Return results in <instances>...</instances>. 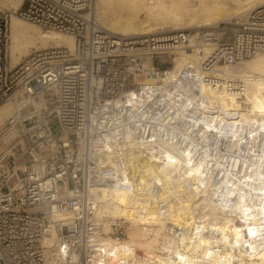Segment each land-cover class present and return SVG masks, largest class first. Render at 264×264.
Listing matches in <instances>:
<instances>
[{
  "label": "built area",
  "instance_id": "1",
  "mask_svg": "<svg viewBox=\"0 0 264 264\" xmlns=\"http://www.w3.org/2000/svg\"><path fill=\"white\" fill-rule=\"evenodd\" d=\"M13 15L72 35L74 48L35 50L12 66ZM118 37L102 30L96 0L0 6V102L22 93L20 110L0 126V264H144L142 249L129 246L120 260L111 250L112 241L129 242L135 231L171 255L206 219L207 206L183 170L147 173L148 165L168 152L203 163L219 183L261 153L257 144L235 147L200 128L194 110L173 105L163 87L172 76L174 85L194 90L206 84L244 91L253 76L233 80L218 69L264 52V5L181 31L165 46L150 36ZM185 50L198 66L175 67L172 55ZM114 188L134 203L126 214L113 211Z\"/></svg>",
  "mask_w": 264,
  "mask_h": 264
},
{
  "label": "bare ground",
  "instance_id": "2",
  "mask_svg": "<svg viewBox=\"0 0 264 264\" xmlns=\"http://www.w3.org/2000/svg\"><path fill=\"white\" fill-rule=\"evenodd\" d=\"M22 2L0 0V6L15 11ZM263 5L264 0H96V15L102 30L119 36V39L150 36L156 45L165 46L172 35L188 31V28L243 17L246 12ZM165 27L169 28L166 30ZM39 28L12 16V66L41 46L52 44L74 48L72 35ZM141 41H144L143 37L138 42ZM177 54V69L198 66L199 61L190 51ZM218 74L233 80L253 78L240 92L235 86L214 88L206 84L194 90L182 81L176 86L172 76L163 88L173 95V105L184 110L193 109V122L215 138L230 140L235 147L246 140V145L262 147L261 153L249 154L240 175L226 177L219 183L211 176L212 172L205 171L201 162L191 164L168 152L162 163L150 162L147 173H153L154 167L166 175L183 170L184 177L194 181L197 201L207 206V214L203 216L206 219L191 227L190 235L181 238L171 255L160 254L139 231L130 235L129 242L112 241L111 250L116 260L122 259L127 247L133 246L148 254L149 260L144 264H264V52L244 60L241 65L218 69ZM21 95L20 91L13 95L17 101L16 110L12 98L0 104V125L20 110ZM213 110H217L216 115L211 114ZM112 190L116 203L114 213L126 214L129 207H134L125 192ZM153 218L157 219L156 216Z\"/></svg>",
  "mask_w": 264,
  "mask_h": 264
},
{
  "label": "rangeland",
  "instance_id": "3",
  "mask_svg": "<svg viewBox=\"0 0 264 264\" xmlns=\"http://www.w3.org/2000/svg\"><path fill=\"white\" fill-rule=\"evenodd\" d=\"M238 18H241V16H239ZM225 21V20H224ZM222 22V21H221ZM38 27V26H37ZM197 26H193V27H191V28H196ZM169 27H165V29L167 30ZM191 28H188V30L189 29H191ZM39 29H41L42 31H52V30H46V29H43V28H39ZM164 29V30H165ZM56 32V31H55ZM59 32V31H58ZM53 46H56V45H52V44H48V45H46V46H41L40 48H38V50L39 49H43V48H49V47H53ZM37 50V49H36ZM33 51H35V49H33L30 53H32ZM186 51H190V50H186ZM183 52V51H182ZM181 53V52H180ZM10 55H11V53H10ZM175 55V56H174ZM24 57H26V56H24ZM24 57H22V59L24 58ZM174 57V63H175V65H176V62H177V60H178V58H179V54H177V53H174L173 55H172V58ZM21 59V60H22ZM246 61V60H245ZM236 66H238V65H236ZM235 67V66H234ZM13 103H14V107H15V110H16V105H17V101L16 100H14L13 98L12 99H10ZM6 100H3V101H1L0 102V104L1 103H3V102H5ZM2 125V124H1ZM0 125V126H1ZM58 189H59V191L61 192V193H63L64 192V190H65V185H64V182H62V181H59V183H58Z\"/></svg>",
  "mask_w": 264,
  "mask_h": 264
}]
</instances>
